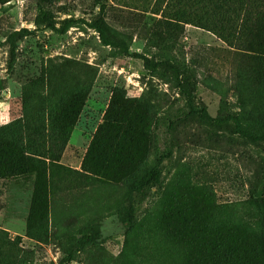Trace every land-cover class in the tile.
Returning a JSON list of instances; mask_svg holds the SVG:
<instances>
[{
	"label": "rangeland",
	"instance_id": "rangeland-1",
	"mask_svg": "<svg viewBox=\"0 0 264 264\" xmlns=\"http://www.w3.org/2000/svg\"><path fill=\"white\" fill-rule=\"evenodd\" d=\"M215 19L186 0H0V264H212L264 240V144L188 117L176 85L192 75L195 105L264 126V58L240 17ZM159 160V186L129 195Z\"/></svg>",
	"mask_w": 264,
	"mask_h": 264
},
{
	"label": "trees",
	"instance_id": "trees-1",
	"mask_svg": "<svg viewBox=\"0 0 264 264\" xmlns=\"http://www.w3.org/2000/svg\"><path fill=\"white\" fill-rule=\"evenodd\" d=\"M186 2L198 3L202 6L203 13L207 16L215 17V21L218 22L227 21L224 19L228 18V23H232L237 26L235 19L240 17V24L238 29L243 30L246 33L248 39V52L264 58V0H186ZM235 8V9H234ZM217 13V14H214ZM223 19V21H221ZM200 26L209 24L208 21H198ZM95 28L96 32L99 34L100 39L105 45H114L118 48H121L125 54H130L127 46L124 41L112 42L107 38L106 28L102 21H95L91 25ZM205 27V26H203ZM213 31L218 34H222V27L218 24L213 25ZM208 28V27H206ZM235 28V27H234ZM13 55V54H12ZM144 61L145 66L147 67H157L162 62H152L147 57L137 55ZM166 64L170 62L166 61ZM171 64V63H170ZM170 68L178 72V69L172 65H168ZM176 85L180 93L186 99V105L188 107L187 116L197 120L200 124L207 127L220 128L232 125L234 134L241 140L246 143L259 145L264 144V130L253 131L254 128L264 129L261 121L259 119L253 120L251 123H245L242 116L227 114L222 117H212L205 107H199L195 105V84L193 82V76L188 75L184 76L180 71L175 76ZM78 100L73 101L67 108L70 112L74 113V119L69 122L66 121V129L71 130L72 126L77 117H75V108L77 107ZM48 129H52V120L51 118L47 120ZM50 122V123H49ZM51 126V128H50ZM100 129H104L101 127ZM51 138V135L49 136ZM0 151L6 152L2 145H0ZM11 159L14 161V166L20 168V173L28 172V158L24 156V153L20 151H8L7 152ZM160 160L150 168L149 170L143 172L139 178L134 181L129 187V195L140 194L144 189L148 187H158L161 181V170H160ZM39 165V164H36ZM31 171V170H29ZM41 177L37 176V184L40 186ZM264 203V202H263ZM135 208L129 206V208L124 213V222L127 224L126 232L129 233L135 226ZM247 240L249 241V246L247 247L246 252L241 256H236L237 259L233 262L226 260L225 255L219 254L214 255L211 259L212 264H257L259 261L264 264V240L260 243H255L253 234H247ZM94 244L91 237H85L78 241L76 251L83 250L86 246ZM238 243L233 241L229 247L230 253L233 254L232 257H235V253L238 248Z\"/></svg>",
	"mask_w": 264,
	"mask_h": 264
}]
</instances>
